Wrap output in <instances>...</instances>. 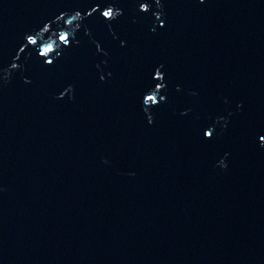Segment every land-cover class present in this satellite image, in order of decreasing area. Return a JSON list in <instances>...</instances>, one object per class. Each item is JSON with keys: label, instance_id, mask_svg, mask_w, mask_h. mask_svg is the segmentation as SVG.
Returning <instances> with one entry per match:
<instances>
[{"label": "water", "instance_id": "1", "mask_svg": "<svg viewBox=\"0 0 264 264\" xmlns=\"http://www.w3.org/2000/svg\"><path fill=\"white\" fill-rule=\"evenodd\" d=\"M99 2L0 0V264H264V0Z\"/></svg>", "mask_w": 264, "mask_h": 264}, {"label": "snow or ice", "instance_id": "2", "mask_svg": "<svg viewBox=\"0 0 264 264\" xmlns=\"http://www.w3.org/2000/svg\"><path fill=\"white\" fill-rule=\"evenodd\" d=\"M155 4L158 6L161 4V0H154ZM197 2L201 5L205 4V0H197ZM138 8V12L141 14H145L147 16L151 12V4L148 2V0H137V3L134 5ZM87 8H90V10H86L85 14L86 16H93V13L99 14L100 17H103V22H110L115 21L118 17H123V12H115L113 7L110 5L108 0H100L98 6H93L91 3L87 4ZM79 12H77V16H79ZM58 19L63 20V15H58ZM157 21L160 20V17H156ZM68 24H71L72 21L68 20ZM164 23H160L159 27L164 28ZM43 31L47 32L49 31V25L48 22H45L42 26ZM25 38L28 45H37L38 46V40L32 33H26ZM60 44L64 45L65 48H69L71 41L69 40L68 35L61 32L58 34L57 37ZM55 43V41H53ZM121 47H125V42H120ZM96 52L101 55H107L106 52L102 51V47L99 43L95 44ZM19 50L21 52L24 51L23 47H19ZM53 51L52 44H47L42 49H39L38 52L41 57H44L45 59L41 61L42 64L52 65L53 61L51 59H48V54ZM13 67H16V65H13ZM164 66L161 64L159 66L153 67L151 71L147 73V76L150 80V83H146L143 85L142 90L139 93V105L141 109L145 112H151L156 113L158 112L163 106H166L168 104L165 103L167 93H168V83H166V72L165 70L162 71ZM53 69L48 68L47 71L51 72ZM100 79H103V76L100 77ZM151 89V91L149 90ZM163 89V91L161 90ZM182 87L181 86H175V92L181 93ZM164 93V95H162ZM168 99V98H167ZM186 114V113H185ZM153 122V116L148 117V123L152 124ZM201 139L203 142H206L208 144H211L214 141L213 132L211 130H208L206 127L200 129ZM250 137L251 139L256 143V145L259 148L264 149V125H259L256 127H253L250 130Z\"/></svg>", "mask_w": 264, "mask_h": 264}]
</instances>
